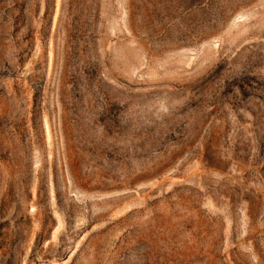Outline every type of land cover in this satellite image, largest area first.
Masks as SVG:
<instances>
[{
	"label": "rangeland",
	"instance_id": "374dc122",
	"mask_svg": "<svg viewBox=\"0 0 264 264\" xmlns=\"http://www.w3.org/2000/svg\"><path fill=\"white\" fill-rule=\"evenodd\" d=\"M0 264H264V0H0Z\"/></svg>",
	"mask_w": 264,
	"mask_h": 264
}]
</instances>
